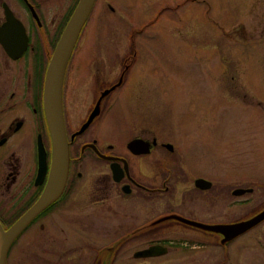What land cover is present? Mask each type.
Segmentation results:
<instances>
[{"label":"rangeland","instance_id":"374dc122","mask_svg":"<svg viewBox=\"0 0 264 264\" xmlns=\"http://www.w3.org/2000/svg\"><path fill=\"white\" fill-rule=\"evenodd\" d=\"M80 55L92 59L87 60L92 69L104 64L111 86L107 111L90 131L113 151L128 153L134 173L147 182L161 185L167 164L184 171L171 177L170 191L152 202L136 194L112 199L109 203H119L116 209L124 217L136 214V222H144L171 206L181 215L198 212L206 222H232L264 208V0H95L77 59ZM84 77L74 83L76 120L87 111L80 98L90 86ZM136 136L156 137L157 145L148 155H129L125 145ZM160 143H171L174 150ZM106 171L107 166L91 162L85 180ZM197 177L216 185L217 196L203 205L183 198L187 190L194 196L190 190ZM236 187L252 191L233 196ZM96 221L113 220L81 224L93 230L90 223ZM28 234L11 247L7 264H78L89 258L87 246H70L72 235L52 237V250L38 231ZM159 234L151 238L182 243L197 235L180 226ZM146 237L125 245L124 264H137L131 250ZM58 242L61 246H54ZM186 259L178 246L149 264H185Z\"/></svg>","mask_w":264,"mask_h":264},{"label":"flooded vegetation","instance_id":"af4514ba","mask_svg":"<svg viewBox=\"0 0 264 264\" xmlns=\"http://www.w3.org/2000/svg\"><path fill=\"white\" fill-rule=\"evenodd\" d=\"M65 1L0 0L2 228L6 230L10 227L37 200L46 196L50 199L14 240L10 249L19 237L27 232L30 235L31 232L38 231L40 237L43 236L41 242L45 244L47 241L52 250L54 241L52 237L68 234L72 235V241L69 242L71 247L81 246L82 249L87 246L89 258L77 262L78 264H124L122 261L125 245L142 235L147 236L145 242H139V245L131 250V260L137 264L152 263L157 258L169 255L178 246L187 257L185 264H192L191 258L195 256L196 264H264V228L258 227L264 220L237 236L226 237L219 232L206 229L203 225L228 224L236 221L206 222L199 217L198 212L188 210L181 215L168 206L165 211L147 218L145 223L136 222L139 215L134 214L133 218H126L123 212L116 209L119 203H109L112 199L128 197L131 194L152 202L163 192L170 191L167 181L171 177L177 176L178 171L180 173L184 171L180 166L178 170L168 172L167 175L163 172L161 185L147 182L134 173L128 153L113 151L111 144L101 143L103 141L98 132L90 131L94 122L96 124L107 111L111 86L102 73L104 64V67L101 65L92 69L90 62L87 61L92 59H87L83 55L77 59V49L84 30L77 37L67 59L61 82V113L68 144L67 170L64 165L54 168L53 164L62 163V159L57 154L56 141L47 118L46 105L49 104L51 95L45 92V86L48 67L56 45L79 0H68L62 8L61 4ZM86 63L89 67L74 69V64L83 67ZM84 76L89 77L90 86L80 98L84 105L87 102V111L76 120L77 94L74 83L76 80L80 81V77L85 79ZM96 105L98 110L94 109ZM86 122L88 124L83 127ZM136 137L148 141L156 139ZM163 144L165 143H160L162 147ZM156 145L157 141L146 154L136 155L127 147L126 149L129 155L142 157L150 154ZM42 160L43 170L40 167ZM91 162L102 163L110 172L106 171L97 178L85 180L84 170ZM113 162L119 163L121 168L124 167V162L128 166V173L124 172L119 181L113 179L111 170ZM194 182L195 179L194 187L190 190L194 196L187 190L183 194L184 200L194 198L203 205L207 197L210 199L213 195L217 196L216 185L212 181L208 189H200ZM124 187L128 193L123 191ZM89 207L105 211H87ZM87 219L113 221L90 223V226L93 225L95 228L89 230L83 228L81 224ZM173 226H180L186 232L197 233L196 238H185L182 243H174L167 236L151 238L154 233L160 235L159 233L172 231ZM57 244L61 246L59 242L54 246ZM151 245L167 247V253L151 257L133 256L135 252ZM190 250L196 251V255L191 257L188 253ZM126 260L130 261V257Z\"/></svg>","mask_w":264,"mask_h":264},{"label":"water","instance_id":"95a60500","mask_svg":"<svg viewBox=\"0 0 264 264\" xmlns=\"http://www.w3.org/2000/svg\"><path fill=\"white\" fill-rule=\"evenodd\" d=\"M95 0H79L75 9L73 10L66 26L58 40L52 59L50 61L47 75L45 92L51 95V99L47 107L48 122L56 141V151L59 157L62 159V163H54V168L59 165H64L67 170V157H68V144L66 140L64 124L61 113V82L65 69L67 59L69 58L74 44L76 42L79 33L85 24L89 14L93 8ZM77 27L74 32V28ZM91 119V118H90ZM88 120V122L90 121ZM86 122L83 127H85ZM83 130V128L81 129ZM80 132V131H79ZM156 144V139L151 141L135 137L129 140L126 144L127 149L133 154H146L150 151V148ZM164 147L170 151L173 150L171 143L163 144ZM56 162V157H55ZM44 162L42 160L41 169L43 170ZM111 170L113 179L119 181L124 172L128 173L127 163L124 162V167L121 168L119 163H111ZM195 186L200 189H208L212 183L204 178H196L194 182ZM125 193H128L125 187L123 188ZM251 188L237 187L232 190V195H241L245 192H251ZM49 197L41 198L37 200L20 218H18L10 227L6 230L2 228L0 224V264H7V254L10 246L14 240L20 235V233L26 228V226L33 220V218L47 205ZM264 220V208L250 217H247L236 222L228 224H204L206 229L219 232L226 237H234L247 229L257 225ZM167 247L161 245H151L146 249L139 250L134 253V257H151L158 256L167 253Z\"/></svg>","mask_w":264,"mask_h":264},{"label":"trees","instance_id":"16d2710c","mask_svg":"<svg viewBox=\"0 0 264 264\" xmlns=\"http://www.w3.org/2000/svg\"><path fill=\"white\" fill-rule=\"evenodd\" d=\"M87 21H88V18H87L85 24L83 25V27H82V29H81V31H80L79 34H81V32L85 29V26H86ZM176 169L178 170L179 167L178 166H174V165L167 164V165H165L163 167L162 172H164L167 175L168 172H174V170H176Z\"/></svg>","mask_w":264,"mask_h":264},{"label":"bare ground","instance_id":"6f19581e","mask_svg":"<svg viewBox=\"0 0 264 264\" xmlns=\"http://www.w3.org/2000/svg\"><path fill=\"white\" fill-rule=\"evenodd\" d=\"M77 27H78V25L74 28V32L76 31Z\"/></svg>","mask_w":264,"mask_h":264}]
</instances>
